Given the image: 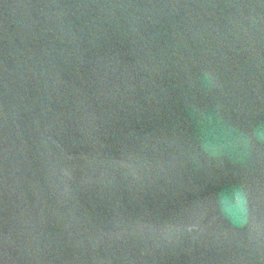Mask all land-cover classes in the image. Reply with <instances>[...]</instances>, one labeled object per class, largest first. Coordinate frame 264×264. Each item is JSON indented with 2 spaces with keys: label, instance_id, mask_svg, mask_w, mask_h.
I'll return each mask as SVG.
<instances>
[{
  "label": "water",
  "instance_id": "water-1",
  "mask_svg": "<svg viewBox=\"0 0 264 264\" xmlns=\"http://www.w3.org/2000/svg\"><path fill=\"white\" fill-rule=\"evenodd\" d=\"M200 113L264 126V0H0V264H264V141Z\"/></svg>",
  "mask_w": 264,
  "mask_h": 264
},
{
  "label": "clouds",
  "instance_id": "clouds-1",
  "mask_svg": "<svg viewBox=\"0 0 264 264\" xmlns=\"http://www.w3.org/2000/svg\"><path fill=\"white\" fill-rule=\"evenodd\" d=\"M197 124L200 151L212 159L228 153H245L252 148L254 142L264 141V126L244 132L205 113L198 114ZM216 207L220 215L233 224L245 225L251 220L249 195L242 188L217 194Z\"/></svg>",
  "mask_w": 264,
  "mask_h": 264
}]
</instances>
